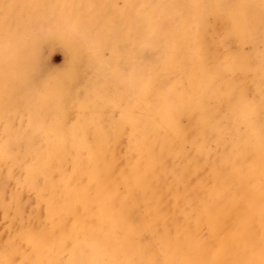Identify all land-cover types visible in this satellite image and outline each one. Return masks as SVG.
<instances>
[{"label": "bare ground", "instance_id": "6f19581e", "mask_svg": "<svg viewBox=\"0 0 264 264\" xmlns=\"http://www.w3.org/2000/svg\"><path fill=\"white\" fill-rule=\"evenodd\" d=\"M243 2L249 17L240 26L241 42L258 25L253 0ZM226 5H220L224 17L237 6ZM152 12L156 21H167ZM186 17L172 29L183 51L196 40L190 31L197 32ZM164 34L157 30L149 40ZM87 45L108 43L76 41L71 66ZM153 45L135 75L116 85L120 115H104L110 103L101 98L109 85L79 87L56 126L78 132L65 135L16 134L18 107L56 108L59 96L70 91L62 92L51 73L31 82L33 50L25 43L1 55L0 129L8 131L0 136V264H13L29 250V264H264V43L260 60L249 64L216 55L207 45L200 51L202 69L219 65L223 72L254 73L262 89L253 87L251 97L225 79L218 94H209L199 68L189 85L169 93L156 65L164 56ZM112 47L118 49V42ZM71 66L64 71L67 81L94 75L79 78ZM16 70L27 83L20 94L12 88L19 85ZM83 93L87 99L81 101ZM85 108L90 115L81 117ZM101 114L104 121L93 125Z\"/></svg>", "mask_w": 264, "mask_h": 264}, {"label": "rangeland", "instance_id": "374dc122", "mask_svg": "<svg viewBox=\"0 0 264 264\" xmlns=\"http://www.w3.org/2000/svg\"><path fill=\"white\" fill-rule=\"evenodd\" d=\"M221 2L222 4H219ZM243 3V0L239 2L237 0H197V2L196 0H185V2L184 0H0V59L2 54L12 53L25 43L33 50L34 67L30 74L31 82L37 83L39 78L43 80L45 76H48L47 74L51 73L56 75V86L62 92L66 89L70 91L67 95L65 91L64 96H59L56 108H51L44 103L38 107L37 111L18 107L16 109L18 117L13 121L18 127L16 134L49 136L78 132L56 126H60V116L68 111L70 101L75 98L71 93L76 92L79 87H83L86 91V88L93 89V87L109 85L110 88L101 98L104 103H110L104 115L116 118L120 115L121 108V104L116 103L119 100L116 85L119 80L123 84L127 83L129 76L135 75L139 63L141 64L147 58L153 43L152 47L157 50L158 56H164L156 65L158 68L160 66L159 70L163 74L161 80L165 82V90L169 93L178 86L189 85L188 78L192 70L202 69L200 66L203 63V57L200 51L206 48V45L209 46L208 50L210 49L216 55L220 54L223 58L234 57L238 61L240 58L242 61L246 59L248 61L245 62L246 64L260 60L262 54L260 51L264 43V0H253L252 6L255 5L258 25L246 31L247 34L243 36L245 39L241 42L242 27L240 26L246 23L249 17L242 6ZM229 4L237 5L232 7L233 13L225 17L220 15V5L228 6ZM214 6H219V9L213 13L207 12ZM235 7H238V12L234 11ZM196 9L199 10L196 11ZM152 10H155L154 13L163 15L168 22L156 21ZM183 13H186L187 21L196 23L197 32L190 31L196 40L191 43V47H187L188 51H183V45L180 49L177 48L176 45L182 41H176L178 37H174L172 33L173 27L181 25ZM180 16L181 19H179ZM74 17L76 21H72ZM205 19L210 20L205 21ZM169 21L173 24L171 25ZM130 28L131 31L128 32ZM157 30L165 32L164 36L150 41V35ZM91 39L96 41L100 39L108 45L103 48L84 46V52L77 57L78 64L74 63L71 66L72 59L76 60V56H71L75 49L74 43L80 40L87 44ZM117 42L119 47L113 50L112 46ZM1 64H3L2 60H0ZM69 66H71L69 70L79 75V78L89 73L95 75L100 72L106 77L93 75L94 77L87 76L82 82L67 81L63 78L65 68ZM198 74L205 78L204 86L208 88L207 91H210L209 94H218L219 91L216 88L224 79L232 81L235 86L242 89L241 94L246 97H251L250 94L254 93V88L259 92L262 89L261 85L264 86V80L261 85L255 84L256 75L242 69L235 72L233 70L223 72L221 66L211 65ZM21 76L24 77L18 70L14 72L13 77L19 85L15 83L12 88L17 94L25 91L27 85L20 82ZM144 85L142 83L143 87ZM184 94L181 92L178 97L185 99L187 95L184 97ZM85 96V93L80 94L79 99L84 101L87 99ZM206 103L211 105L213 97H207ZM79 115L87 117L90 112L85 108L79 111ZM103 121L104 116L101 114L100 118L91 122L93 125H98ZM48 125L51 126L48 128ZM6 131H8L6 127L0 129V136L3 137ZM25 162L27 166L30 164V159ZM30 203L31 201L26 199V204L30 205ZM23 254L15 257L13 264H29L34 260L33 251L29 250Z\"/></svg>", "mask_w": 264, "mask_h": 264}]
</instances>
